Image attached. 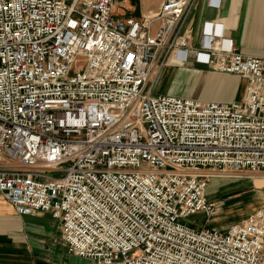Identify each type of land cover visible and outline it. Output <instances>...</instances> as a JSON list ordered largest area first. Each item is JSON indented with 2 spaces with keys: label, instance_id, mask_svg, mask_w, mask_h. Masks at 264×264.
<instances>
[{
  "label": "built area",
  "instance_id": "obj_1",
  "mask_svg": "<svg viewBox=\"0 0 264 264\" xmlns=\"http://www.w3.org/2000/svg\"><path fill=\"white\" fill-rule=\"evenodd\" d=\"M191 2L136 20L116 0H0V196L59 219L70 254L264 264V206L219 229L225 201L207 193L212 171L264 170V58L239 53L221 22L190 40ZM169 59L245 79L243 99L154 94Z\"/></svg>",
  "mask_w": 264,
  "mask_h": 264
},
{
  "label": "crops",
  "instance_id": "obj_2",
  "mask_svg": "<svg viewBox=\"0 0 264 264\" xmlns=\"http://www.w3.org/2000/svg\"><path fill=\"white\" fill-rule=\"evenodd\" d=\"M145 1L142 0L144 3ZM162 2L163 0H159L156 6L148 8L144 4L143 9H137L131 0L122 2L116 0L114 13L123 19L142 20L143 17L159 11ZM207 21L223 23L225 36L234 41L239 53L264 58V0H222L218 8L212 7L210 0H192L184 17L181 33L190 30V40L199 43L203 25ZM157 26V22L154 23V30ZM168 63L173 64V59H169ZM186 68L183 70L194 69L202 73L207 70L194 66L192 61ZM211 77V80L224 82L227 76H223V79L218 76ZM228 81L230 85L226 88L217 86L207 90L211 96H203L199 100L204 98L206 99L204 101H209L211 99L207 97L230 92L231 90L226 92L227 88H233L237 79L228 77ZM234 93L233 89L230 95ZM0 264H95V262L68 252L62 240L59 219L46 212L19 215L14 206L0 196Z\"/></svg>",
  "mask_w": 264,
  "mask_h": 264
},
{
  "label": "rangeland",
  "instance_id": "obj_3",
  "mask_svg": "<svg viewBox=\"0 0 264 264\" xmlns=\"http://www.w3.org/2000/svg\"><path fill=\"white\" fill-rule=\"evenodd\" d=\"M118 1L122 2L123 0ZM131 2L137 7V9H143L145 6L147 8L156 6L159 0H146L145 3L142 2V0H131ZM169 65H171V67L166 66L159 73L155 81L154 94H175L199 99L203 96L209 95L207 90L217 88V86L226 88L230 85L228 77H232L237 79V81L234 83L233 88H227L226 92L231 90L230 92L224 95L207 98L222 102H232V100L241 101L243 99L247 84V81L243 78L208 70H204L203 73L195 71L194 69L191 71L183 70L187 69V64ZM211 76L222 77L221 79L225 76L227 77H225L224 82L219 80L223 82L221 83L216 79L211 80ZM233 89L235 93L230 95L233 92ZM209 96H211V94ZM202 99L203 101L206 100L204 98ZM65 167H67V165L63 166V168ZM60 173L62 174V172ZM210 173L213 174V177L211 178L208 187L209 198L211 200L225 201L221 211L211 219L210 226L219 229H226L230 225L245 219L250 213L264 206V170H244L236 172H223L217 170ZM55 175L60 174L55 173ZM2 206H5V204H2ZM204 221V214L192 215L187 220V222H195L200 226L203 225Z\"/></svg>",
  "mask_w": 264,
  "mask_h": 264
},
{
  "label": "bare ground",
  "instance_id": "obj_4",
  "mask_svg": "<svg viewBox=\"0 0 264 264\" xmlns=\"http://www.w3.org/2000/svg\"><path fill=\"white\" fill-rule=\"evenodd\" d=\"M219 185H221V184H219ZM211 187V186H210ZM218 187V186H217ZM208 189V188H207ZM210 189V188H209Z\"/></svg>",
  "mask_w": 264,
  "mask_h": 264
}]
</instances>
